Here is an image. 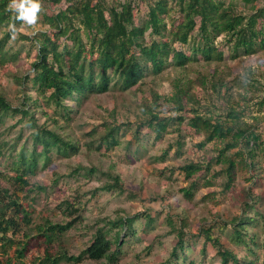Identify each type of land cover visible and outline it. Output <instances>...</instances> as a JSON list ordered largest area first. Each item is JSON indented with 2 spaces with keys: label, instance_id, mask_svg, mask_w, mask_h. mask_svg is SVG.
<instances>
[{
  "label": "trees",
  "instance_id": "trees-1",
  "mask_svg": "<svg viewBox=\"0 0 264 264\" xmlns=\"http://www.w3.org/2000/svg\"><path fill=\"white\" fill-rule=\"evenodd\" d=\"M61 1L40 0L37 22L42 28L30 36L20 31L25 24L14 18L16 13L8 7L11 0H0V70L17 65L20 59L29 58L34 51L29 70L21 71L19 67L14 73L6 70L20 95L19 106H12L6 97V88L0 84V127L20 112V120L24 119L32 145L28 155L25 145L18 150L17 159L12 163L13 184L24 191L39 157L42 156L47 166L54 157L64 160L78 155L84 146L82 153L89 164L73 167L69 176L77 173L91 177L99 173L105 181L94 188L93 195L100 192L122 195L124 182L115 166L102 169L98 164L96 156L102 155V149L110 150L123 142L127 149L134 145L135 150L130 153L135 155L145 148L147 139L161 141L172 129L177 133L176 139L169 142L160 155L154 156V161L164 162L172 149L178 159L183 156L184 147L178 127L185 122L194 134L201 136L196 147L207 157L188 161L176 169L162 170L161 174L171 176L177 170L182 175L186 183L179 189L182 198L191 202L202 189L215 186L219 190L213 193L226 195L244 176L251 178L256 193L250 186H244L242 193L234 197L241 204L238 216L224 220L214 214L211 221L203 219L195 234L186 230L190 227L186 212L178 214L176 222L167 216L164 221L169 234L175 238L171 252L174 262L168 259L158 264H178L179 259H182L181 264H202L204 259L187 261L185 257L186 250L199 238L204 244L202 258L206 253L205 244L209 243L219 264H258L260 257V264H264V214L260 211L264 204V140L260 132L261 128L264 130V116H249L245 112L249 103L258 97L261 98L254 105L258 111L264 108L263 87L258 80L260 76L264 79V71L246 67L243 73L229 80L233 70L224 65V52L216 46L217 38L223 36L228 60L232 61L264 54V7H255L257 0H134L136 6L144 3L147 8L140 24L133 19V0H126L124 4L106 0H63L66 4L63 9L43 12L50 3ZM239 7L242 8L239 10ZM177 14L181 20L175 24L174 15ZM13 23L17 29L15 39L9 28ZM168 24L173 26V31L167 30ZM52 38L56 44L52 45ZM168 70H173L175 78L169 94L160 95L154 82ZM147 78L152 80L146 82ZM193 88L217 94L224 103V112L212 113L207 109L200 112L202 105L192 92ZM114 89L133 96L143 95L138 106L139 121L131 124L116 120L104 122L102 130H89L83 136L87 139L83 143L57 132L64 131L75 112L66 106L67 102L79 106L92 95ZM237 98L241 110L231 105ZM164 112L174 116L163 115ZM184 112L191 116L185 117ZM39 113L45 117L41 125L36 120ZM145 129L147 132L142 134ZM127 134L131 135L129 140H125ZM16 143L9 145L11 151L15 150ZM5 146L6 142L0 141V156L4 155ZM53 176L54 185L61 175L53 172ZM38 189L44 190L43 187ZM13 195L16 196L0 186V235L4 254L7 233L15 235L32 223L31 212ZM61 212L71 220L65 225L47 221L37 226L35 236L24 233L25 239L15 243L14 256L6 258L3 264H24L22 260L32 239L43 245V255L37 264H60L62 261L67 264L84 261L119 264L126 238L135 237L138 231L136 221L144 222L142 231H145L156 220L147 211L132 216L118 214L106 222L107 229L98 227L95 230L94 240L84 255L69 256L65 251H54L55 245L60 244L65 231L82 218L76 202L64 201ZM109 237L114 238L113 243ZM232 248L242 249L244 253L239 255Z\"/></svg>",
  "mask_w": 264,
  "mask_h": 264
},
{
  "label": "rangeland",
  "instance_id": "rangeland-1",
  "mask_svg": "<svg viewBox=\"0 0 264 264\" xmlns=\"http://www.w3.org/2000/svg\"><path fill=\"white\" fill-rule=\"evenodd\" d=\"M117 2L124 4L126 0H106V2ZM94 2V1H93ZM66 6L62 0L59 4L50 3L47 9L43 12H54L57 9H63ZM264 7V0H257L255 7ZM133 19L136 24L145 19L147 11L144 3H139L136 6L134 0L132 1ZM242 7H239L240 10ZM176 14V12H175ZM175 16V24L181 20L179 14ZM168 23V21H167ZM42 26L37 22L33 28L27 25L23 26L20 31L30 36L36 33ZM167 30L173 31V26H167ZM52 36V32H49ZM223 36L216 40V46L224 52L225 66H229L233 70V75L229 78L231 80L237 74L243 73L246 67H251L257 72L264 71V54L257 53L256 55L246 57L245 59L228 60V50L223 41ZM162 43L163 40H160ZM56 44V40L52 38V45ZM178 47V45H175ZM35 50V49H34ZM183 51H187L183 47ZM34 51L30 53L29 58H22L17 65H10L5 70H0V84L7 90V99L12 102V106H19L20 95L16 92V87L6 74V70L14 73L16 68L19 67L21 71L29 70L30 63L33 60ZM24 57V56H22ZM87 57V56H86ZM8 73V72H7ZM175 78L173 70H168L162 76L157 77L154 84L160 95H167L171 90L172 82ZM152 78H147L149 82ZM259 83L263 87L264 93V79L258 77ZM145 88V87H144ZM192 92L197 96L200 104V112H205L206 109L212 113L224 112V103L220 100L219 96L210 90L204 92L200 89L193 88ZM138 94L133 96L131 93H122L117 90H111L101 95H92L88 99L83 100L79 106L75 103L67 102L66 106L71 107L74 113L71 114V122L66 125L64 131L57 130L58 133L68 134L71 138L83 141L87 140L83 137L92 128L102 130V123L112 122L116 120L122 123H136L141 118L140 109L138 108L141 97ZM145 96H148L146 93ZM258 97L249 104L246 114L249 116H264V108L261 111L257 110L254 105ZM239 99L233 101L231 105L236 109H242ZM20 109V107H18ZM51 114V110H48ZM163 115H173V113L164 112ZM185 117L191 116L188 112H184ZM20 112L16 113L14 119H7L3 127H0V141H5L6 146L4 155L0 156V186L8 188L10 193H15L18 201L31 212V225L27 228H22L21 232L12 235L7 233L8 241L6 243V253L2 252V240L0 235V262L3 264L6 258H12L15 251V243L22 242L24 233L29 236H35L37 226H43L48 221L53 224L65 225L71 219L65 217L61 210L63 202L68 203L76 202L79 208V215L81 222L73 223V227L65 231L60 244L55 245V250L65 251L69 256H78L85 254L87 247L94 240V233L98 227L107 229L105 225L108 220H113L120 215H134L142 212H149L156 218L149 228L142 231L144 222L137 220L135 226L137 233L135 237H127L126 242L123 244L120 254L119 264H158L168 259L174 262L171 258L172 248L175 244L174 235L169 234V227L165 223V218L169 216L173 221H177V215L186 212L190 222L189 230L192 233L197 232V227L203 222L213 220L215 216L230 220L234 216H238L241 210V204L234 198L236 195L241 194V189L244 186H250L251 190L256 193L255 187L251 185L250 177H241L237 180L232 192L226 195L215 194L218 192L219 187L202 189L191 202L184 200L179 193V189L184 187L186 183L182 175L175 170L173 175L161 174L164 168L176 169L183 166L188 161L203 160L207 155L203 154L202 150L196 147V144L201 141V136L196 135L184 123L178 127L181 135L183 136V156L181 158L174 157V149L165 158L164 162L154 161V156L166 148L167 144L176 139L177 133L169 129L168 134L164 136L161 141H153L152 138L147 139L145 148L139 149L135 155L130 153L135 150L134 145L127 149L125 143L114 147L110 150L102 149V155H97L98 164L102 169L111 165L115 166V170L120 173L124 182L125 191L122 195L100 192L93 195L94 188L103 185L105 178L100 176L99 173L91 177L77 175L75 173L69 176L73 167L78 165L87 167L89 162L88 158L84 155V146L82 151L69 159H61L54 157L49 165L45 166L44 159L39 157L35 164L36 168L34 173L30 175L27 180L29 185L24 188V191L18 190V185L13 184L14 172L12 170V163L17 159L18 150L22 145H25L29 154L32 148L29 131L24 127V119L20 120ZM36 120L39 125L45 122V117L42 114L36 115ZM250 122V119L246 117ZM15 124V125H14ZM14 125V127H11ZM49 126L50 123H49ZM64 126V125H63ZM51 128H53L51 126ZM264 128V127H263ZM147 129L142 131L146 133ZM262 140H264V130L261 128ZM130 134H127L125 140L130 139ZM17 137H19L17 139ZM17 142L15 150L11 151L9 145ZM264 168V164H262ZM53 172L61 175L59 181L52 184L54 179ZM264 176V175H263ZM43 187L44 190L38 189ZM262 192L264 196V177L262 181ZM260 211L264 214V204L260 207ZM214 216V217H215ZM21 218V216H20ZM220 239L225 242L222 235L216 232ZM110 242H114L113 237H109ZM204 246L202 239H197L190 249L186 250V260H194L199 262L204 259L202 264H219V258L215 256L213 247L207 243L205 244V256L202 258L201 249ZM234 252L242 255L244 250L232 248ZM43 255V245L36 240H31L27 246L25 258L22 260L24 264H37ZM184 257V258H185ZM251 257V256H250ZM38 258V259H36ZM262 258H259L260 264ZM14 262L13 260L11 261ZM181 264L182 259L177 260ZM60 264H67L62 261ZM82 264H102V261H84Z\"/></svg>",
  "mask_w": 264,
  "mask_h": 264
},
{
  "label": "clouds",
  "instance_id": "clouds-1",
  "mask_svg": "<svg viewBox=\"0 0 264 264\" xmlns=\"http://www.w3.org/2000/svg\"><path fill=\"white\" fill-rule=\"evenodd\" d=\"M8 7L16 13L14 17L16 20L28 26L36 25L38 13L41 11L40 0H11ZM9 28L13 34V39H15L17 31L15 24H10Z\"/></svg>",
  "mask_w": 264,
  "mask_h": 264
}]
</instances>
